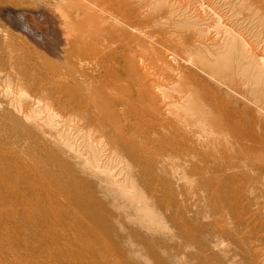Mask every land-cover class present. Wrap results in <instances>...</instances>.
<instances>
[{
	"label": "rangeland",
	"instance_id": "obj_1",
	"mask_svg": "<svg viewBox=\"0 0 264 264\" xmlns=\"http://www.w3.org/2000/svg\"><path fill=\"white\" fill-rule=\"evenodd\" d=\"M104 260L264 264V0H0V264Z\"/></svg>",
	"mask_w": 264,
	"mask_h": 264
},
{
	"label": "bare ground",
	"instance_id": "obj_2",
	"mask_svg": "<svg viewBox=\"0 0 264 264\" xmlns=\"http://www.w3.org/2000/svg\"><path fill=\"white\" fill-rule=\"evenodd\" d=\"M50 10V9H49ZM48 10V8H47V12L49 11ZM52 10V9H51ZM12 11V12H11ZM11 11H9V13H7L8 14V19H9V21L10 22H13L14 23V27L16 28V26L19 28L20 26L21 27H23V28H25V30H29V31H31V28L34 26H32V27H30L31 26V24L29 23V24H27L28 23V21L29 20H31V18H30V13H29V11L28 12H25V11H23L22 13H17L18 12V10H16V9H14V11L13 10H11ZM51 12V16L53 17V19H54V21H55V23L57 24V26H58V28H56V31L55 32H53L54 33V35H55V37H54V39H55V41L58 39V43H59V40H60V37L58 36V34H60V36H62L63 35V33L65 34V37H66V35L68 34V35H72L73 33H76V31H75V29H78V30H83V28H81V26H85V24L84 23H79V24H75V25H73L72 24V27H70V23L64 18V16L62 15V14H60V13H55L54 11H50ZM57 12V11H56ZM46 13V12H45ZM44 14V13H43ZM49 14V13H48ZM48 14H46L47 16H48ZM108 14H110V15H113V16H117V14L115 13V12H113V11H108ZM24 15H26L28 18H29V20H27V22H26V24H24L25 23V20H24ZM31 15H32V13H31ZM45 15V14H44ZM120 15V14H119ZM48 18V17H47ZM33 19V18H32ZM39 19H37V26H39V27H45V19H44V16H43V18L40 20V21H38ZM49 20V19H48ZM32 21V20H31ZM34 21V20H33ZM42 22V23H41ZM52 22H53V20H52ZM125 22V21H124ZM54 23V22H53ZM123 23V22H122ZM50 24V23H49ZM48 24V25H49ZM55 24V25H56ZM13 25V24H12ZM52 25V24H51ZM36 26V25H35ZM50 26V25H49ZM48 27V26H47ZM50 27H52V26H50ZM34 28V27H33ZM45 29V28H44ZM50 29V28H49ZM24 30V31H25ZM33 30H35V29H33ZM51 30V29H50ZM21 31H22V29H21ZM35 31H38V30H35ZM40 31V30H39ZM53 31V30H52ZM33 32V31H32ZM78 32V31H77ZM30 33V32H29ZM62 34V35H61ZM32 35V34H31ZM30 35V36H31ZM84 35V34H83ZM35 36H37V33L35 32ZM39 36H40V34H39ZM46 36V35H45ZM53 36V35H52ZM82 36V35H81ZM33 37V36H32ZM47 37V36H46ZM89 37H91L92 38V36H90L89 35ZM41 38V37H40ZM44 38V35H43V37H42V39ZM48 38V37H47ZM49 40H50V42H51V39L49 38ZM73 40H75V39H73ZM43 41H44V39H43ZM46 41V40H45ZM45 43V42H44ZM54 43V42H53ZM91 44V41H84V39L82 40V38H76V41H73V42H71L68 46H67V51H68V53H66V54H68V55H66V57L67 56H69L70 58H73L74 57V55L77 53V56H78V61H79V63H78V65L80 66V67H82V66H84L86 63H88L87 61H88V56H89V53L90 52H87L86 53V51L84 50V47L86 46V45H90ZM94 45V44H93ZM66 51V52H67ZM92 55V54H91ZM76 56V55H75ZM77 56H76V58H77ZM68 57V58H69ZM67 59V58H66ZM72 60V59H71ZM75 60V59H74ZM74 60H73V62H74ZM67 61V60H66ZM70 61V60H69ZM76 61V60H75ZM91 61V60H90ZM89 61V62H90ZM68 62V61H67ZM69 63V62H68ZM98 63H99V65H100V61H98L97 60V62H95L94 61V58L92 59V61H91V64H93L95 67H96V69H97V66H98ZM73 65H74V63H73ZM90 65V64H89ZM87 66V65H86ZM101 67H102V65H101ZM99 68H100V66H99ZM99 68L97 69V70H99ZM82 69V68H81ZM90 70V69H89ZM91 70H93V69H91ZM94 70H95V68H94ZM96 70V71H97ZM88 71V70H87ZM94 72V71H93ZM98 72H100V71H98ZM67 73V72H66ZM97 73V72H96ZM83 75H84V73H82ZM94 74V73H93ZM82 75V76H83ZM102 75V74H101ZM99 78H101V79H99L100 81L98 82L97 80H96V83L95 84H91V85H86L85 84V82H84V85H86L87 86V88H86V92H85V99L87 100V102H89V104L90 103H92L93 104V106H94V109L97 111V113H100V111L102 110V108H101V106H100V104L102 105V100H108V101H111V102H115V103H117L116 101H115V99H114V97L112 98V94L113 93H111L112 91H111V89L109 88V77H107V78H104V76L103 77H99ZM69 79H70V77H69ZM87 80H88V78H86ZM95 79H96V77H95ZM83 80H84V78H83ZM89 82V81H88ZM98 82V83H97ZM85 86V87H86ZM81 87V86H80ZM77 89V88H76ZM80 92V91H79ZM115 93H116V90H115ZM81 96H83V95H79V98H81ZM83 98V97H82ZM92 106V107H93ZM103 106V105H102ZM113 106V105H112ZM111 106V107H112ZM86 107V106H85ZM81 108V107H80ZM84 109V108H83ZM82 113H83V111H82ZM96 113V114H97ZM104 113V112H103ZM83 115V114H82ZM102 115V114H101ZM93 121V120H92ZM98 121V120H97ZM5 180V179H4ZM49 187V186H48ZM53 187V186H52ZM50 189H52V188H50ZM54 189V188H53ZM53 191V190H52ZM55 193V192H54ZM53 193V194H54ZM49 196H50V194H49ZM79 196V195H78ZM52 197V196H51ZM50 197V198H51ZM57 197V196H56ZM76 198H78L77 196H76ZM56 200V199H55ZM57 201V200H56ZM59 201V200H58ZM51 202V204H52V201H50ZM77 202H79V201H77ZM81 202V201H80ZM72 203V202H71ZM82 203V202H81ZM62 204V203H61ZM61 204L60 205H58L59 207L61 206ZM56 205V204H55ZM62 206H63V204H62ZM69 206V205H68ZM64 207V206H63ZM82 207V206H81ZM52 208V207H51ZM55 208V207H54ZM61 208V207H60ZM54 210V209H53ZM56 211V210H55ZM61 211V210H60ZM64 211H67V210H64ZM65 213V212H64ZM86 214H87V212H86ZM92 216V215H91ZM48 219V218H47ZM31 220L29 219V224H28V227L30 228V229H34V227H32V224H31V222H30ZM49 236V235H48ZM32 238V237H31ZM34 240H29V239H26V240H19V241H12V243H13V245H16L17 243H19V245H22V246H24V247H27V249L29 250V249H32L33 250V252H36L37 251V243H39V242H33ZM108 244V243H107ZM48 246V245H47ZM52 246V245H51ZM50 246V247H51ZM62 246V245H61ZM113 246V245H112ZM30 247V248H29ZM50 247H48V248H50ZM53 247V246H52ZM108 247V246H107ZM114 247V246H113ZM55 248V247H54ZM67 248V247H66ZM72 249V248H71ZM75 251V250H74ZM111 251V250H110ZM110 253H112V251L110 252ZM116 253V252H115ZM49 254H50V256H53L54 257V253L50 250L49 251ZM120 255V254H119ZM107 256V255H106ZM61 257V256H60ZM96 257V256H95ZM105 257V256H104ZM123 257V255L121 256V258ZM108 258V257H107ZM73 259V258H72ZM105 259H106V257H105ZM23 260V259H22ZM21 261V260H20ZM24 261H26V260H24ZM23 261V262H24ZM99 261V260H98ZM126 261V260H125ZM102 262V261H101ZM65 264H67V262H65ZM103 264H109V261L108 260H104V263Z\"/></svg>",
	"mask_w": 264,
	"mask_h": 264
}]
</instances>
